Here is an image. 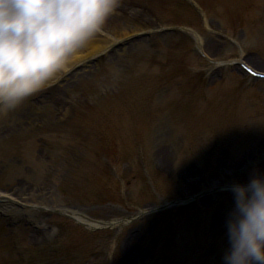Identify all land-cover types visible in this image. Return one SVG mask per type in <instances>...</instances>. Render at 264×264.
Segmentation results:
<instances>
[{"label":"rangeland","instance_id":"374dc122","mask_svg":"<svg viewBox=\"0 0 264 264\" xmlns=\"http://www.w3.org/2000/svg\"><path fill=\"white\" fill-rule=\"evenodd\" d=\"M200 1L204 17L189 6L188 0H118L100 35L118 36L138 29L153 31V35L130 43L106 62L98 61L78 71L59 88L51 86L37 93L22 105L28 106L22 113L21 106L0 115V192L16 188L14 197L26 201L32 194L43 197L47 206L43 204L39 212L52 224L63 221L56 208H78L81 214L104 222H117L137 213L112 205L117 202L95 201L91 194H84L90 188L84 180V176L89 178L88 171L92 180L99 174L103 179L107 175V181L110 177L115 180L121 197L127 198V192L135 199L156 200V204L205 191L216 193L190 207L169 205L158 215L159 222L156 214L153 219L146 217L129 227L117 226L97 237L77 229L37 234L32 228L9 227L1 221L0 264H99L103 246L107 250L113 242L116 254L112 264H120L125 258L120 242L128 246L133 257L128 264H223L225 220L233 205L226 187L235 180L246 181L253 172L264 173V84L247 81V85V79L235 67H228L230 75L222 80L221 67L203 66L190 56L186 44L179 45L180 36L184 37L178 34L181 32H158L165 23L191 27L205 37L212 56L234 60L240 47L251 57L248 61L264 71V12L249 9L253 4L263 5L264 0ZM167 59H173L176 67L162 64ZM200 71L206 82L193 76ZM155 74L159 80L156 86L152 81ZM125 75L128 78L123 80ZM191 76L192 83L187 84ZM242 86L248 88L247 94ZM137 89H142L141 102L137 101L141 100L136 96ZM244 95L238 117L231 118L233 124L215 127L209 137L208 125L218 118L214 112L217 101L242 100ZM197 100H205V107H209L198 111L201 117L197 112L192 118L180 120L166 109L170 103L190 102L195 106ZM109 104L111 114L114 111L106 143L110 149L100 150L96 158L92 149L103 139L99 128L96 134L92 131L95 124L100 127L102 121L97 115L105 116ZM215 122L221 124L220 120ZM184 137L188 146H184ZM119 153L122 162L117 164ZM102 158L110 163H106L109 168ZM72 180L78 181L80 191L72 189ZM128 180L130 184L124 187ZM160 225L163 237L154 230ZM133 229L139 230L138 234L129 240ZM175 241L181 244L173 247ZM165 242L173 245L171 260L161 248ZM106 255L110 264L112 255Z\"/></svg>","mask_w":264,"mask_h":264},{"label":"clouds","instance_id":"9594fccd","mask_svg":"<svg viewBox=\"0 0 264 264\" xmlns=\"http://www.w3.org/2000/svg\"><path fill=\"white\" fill-rule=\"evenodd\" d=\"M117 7L118 0H0V115L66 74ZM228 190L223 264H264V173Z\"/></svg>","mask_w":264,"mask_h":264},{"label":"bare ground","instance_id":"6f19581e","mask_svg":"<svg viewBox=\"0 0 264 264\" xmlns=\"http://www.w3.org/2000/svg\"><path fill=\"white\" fill-rule=\"evenodd\" d=\"M105 34H103L102 36H104ZM106 37L105 38H100V39H97V40H95L94 42H92L91 43V45L88 47V48H95V47H98V46H101V44H107L108 42H109V39H110V35L109 34H107V35H105ZM113 40V39H112ZM100 43V44H99ZM207 45H208V42L206 43ZM123 49V48H122ZM119 50H121V49H118V50H116L114 53H116V52H118ZM225 62V61H224ZM27 104L26 105H24V106H22V111H21V113L24 111L23 109H27ZM94 119V118H93ZM104 120V125L106 126V129H107V125H106V123H109L110 124V121H106L105 119H103ZM4 133H5V131H4ZM5 138V137H4ZM3 138V139H4ZM29 202V204L30 205H35V204H37V205H39V204H46L47 205V201L46 200H43V197H39V196H37L36 194H32V197H31V200H29L28 201ZM36 205V206H37ZM73 213H77V212H74L73 211ZM80 221H82V222H84V220H82V219H80ZM85 223V222H84ZM133 259V257H132V255H131V253H130V251L128 250L127 251V256H126V261H125V264H128V263H130V261Z\"/></svg>","mask_w":264,"mask_h":264}]
</instances>
